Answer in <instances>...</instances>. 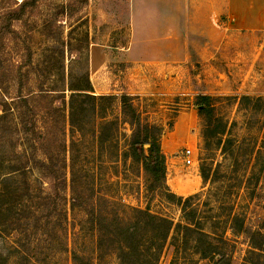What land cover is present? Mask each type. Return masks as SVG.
<instances>
[{
	"label": "rangeland",
	"instance_id": "rangeland-1",
	"mask_svg": "<svg viewBox=\"0 0 264 264\" xmlns=\"http://www.w3.org/2000/svg\"><path fill=\"white\" fill-rule=\"evenodd\" d=\"M20 1L0 0V175L14 166L21 179L24 167L29 182L21 206L0 200L6 264H117L111 242L98 244L87 202L186 222L178 205L146 189L141 163L125 155L132 129L120 111L123 92L142 121L160 126L168 186L190 198L186 213L230 264L250 249L247 235L231 229L235 217L264 245V24L242 27L234 15L242 0H35L9 21L13 31L3 30ZM61 2L72 7L57 13ZM86 80L91 94L113 97L97 100L72 128L69 86ZM198 94L209 96L212 129L223 132L203 136ZM110 120L116 126L99 143ZM185 146L194 151L189 165ZM43 149L55 165L51 179L38 167ZM182 246L171 231L158 264H213ZM252 260L264 264V251Z\"/></svg>",
	"mask_w": 264,
	"mask_h": 264
},
{
	"label": "trees",
	"instance_id": "trees-1",
	"mask_svg": "<svg viewBox=\"0 0 264 264\" xmlns=\"http://www.w3.org/2000/svg\"><path fill=\"white\" fill-rule=\"evenodd\" d=\"M30 1L32 3L35 2V0L20 1L17 10L11 12L13 16L2 26L3 30L13 31L10 29L9 21L20 19V14L17 11H22ZM56 6L58 8L56 12L61 14L68 7H72V4L61 2ZM69 90V123L72 128L76 125V119L82 113L88 111L94 112L97 100H109L113 97V95L108 94H91L88 80L83 85L69 86ZM209 99L208 95L198 94L195 100V106L203 105L202 108L197 109V112L203 117L204 127L202 133L205 138L224 131V127L218 131L212 129V125L216 120L213 116ZM242 99L249 100V96H242ZM119 102L124 121L132 129L125 155L133 161L141 163L146 176V189L151 192L159 191L167 202L178 205L183 212L182 216L185 217L186 222L173 223L168 218L152 214L148 208H131L128 210V216L125 217L117 209L105 207L106 210L103 211L96 207L97 204L87 202L85 208L87 220L97 232L98 244H108V241L111 242L110 246H113L117 252V264H158L166 240L171 231L175 230L180 234L181 244L184 245L182 246L183 248L191 245L201 258L210 259L213 264H230V260L221 244L203 230L199 219H196L192 213H186L190 198L176 194L168 186L166 182V155L162 151L158 141V136L161 133L160 126L142 121L139 112L132 102L130 94L126 92L121 93ZM78 111L80 113L79 115L77 113ZM116 123V120H110L101 125V130L98 134L99 143L106 141L110 137L112 128L110 126H116ZM146 143H148V147L145 153L143 145ZM43 153L45 158L42 161L38 160V167L47 171L45 175L51 179V173L54 171L55 165L52 162L50 154L45 152L44 149ZM71 161V168L74 169L75 162H73V159ZM10 169L0 175V200L3 197H8L10 200L7 206L8 209L9 206L12 208L21 206L25 201L23 193H26L25 195L29 193L26 169L24 167L21 168V179L16 177L14 173L16 168L14 166ZM71 183L73 194L70 197V201L71 206H75L77 204V198L74 194L77 187L74 186V178L71 180ZM7 219L0 220L1 228L2 225H6ZM233 221L234 224L231 225L233 233L246 234L249 239L250 249L241 264H257V261L252 260V256L259 255L260 251H264V245L257 243V230H251L243 226L242 220L238 217H235ZM0 264H6L5 259L1 255Z\"/></svg>",
	"mask_w": 264,
	"mask_h": 264
},
{
	"label": "crops",
	"instance_id": "crops-1",
	"mask_svg": "<svg viewBox=\"0 0 264 264\" xmlns=\"http://www.w3.org/2000/svg\"><path fill=\"white\" fill-rule=\"evenodd\" d=\"M262 1L263 0H242L241 1V6H243L241 8L243 9V11L241 12L238 11V9L240 8V5H239V8L236 9V12L234 13V15H236V17H239V21L242 27L249 28V29H260L258 28V26H260L261 24L262 25L264 24V16L262 17V12H264V8H261ZM245 4H247L246 7H244ZM165 154L167 155V152H165Z\"/></svg>",
	"mask_w": 264,
	"mask_h": 264
},
{
	"label": "built area",
	"instance_id": "built-area-1",
	"mask_svg": "<svg viewBox=\"0 0 264 264\" xmlns=\"http://www.w3.org/2000/svg\"><path fill=\"white\" fill-rule=\"evenodd\" d=\"M180 155L184 158L185 164L189 165L193 162L194 151H193L192 147L185 146L181 150ZM123 201H124V199H123Z\"/></svg>",
	"mask_w": 264,
	"mask_h": 264
},
{
	"label": "water",
	"instance_id": "water-1",
	"mask_svg": "<svg viewBox=\"0 0 264 264\" xmlns=\"http://www.w3.org/2000/svg\"><path fill=\"white\" fill-rule=\"evenodd\" d=\"M196 107H197V109H200V108L203 107V105H198V106H196ZM147 147H148V143H146V144L143 145V149H144V152H145V153L147 152Z\"/></svg>",
	"mask_w": 264,
	"mask_h": 264
}]
</instances>
